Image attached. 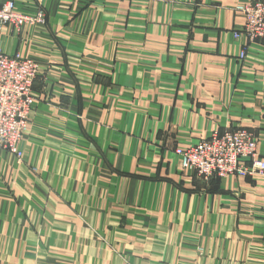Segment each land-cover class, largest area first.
<instances>
[{"label":"crops","instance_id":"1","mask_svg":"<svg viewBox=\"0 0 264 264\" xmlns=\"http://www.w3.org/2000/svg\"><path fill=\"white\" fill-rule=\"evenodd\" d=\"M252 1L14 0L44 21L0 25L38 64L22 163L0 148V264H264V180L174 153L243 128L264 157V39L234 37Z\"/></svg>","mask_w":264,"mask_h":264},{"label":"built area","instance_id":"2","mask_svg":"<svg viewBox=\"0 0 264 264\" xmlns=\"http://www.w3.org/2000/svg\"><path fill=\"white\" fill-rule=\"evenodd\" d=\"M235 10L243 22L234 37L243 36L247 41L264 39V0L238 4ZM43 21L41 8L28 14L19 11L14 0H0V25L19 32L24 26L33 28ZM244 55L240 51V58ZM37 73L34 59L19 54L10 56L0 48V148L11 154L16 164L22 163L24 157L20 143L34 106L32 85ZM174 153L182 171H191L201 179L240 175L264 180V157L259 153L257 138L243 128L214 131L195 143L176 148Z\"/></svg>","mask_w":264,"mask_h":264}]
</instances>
